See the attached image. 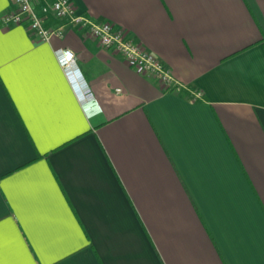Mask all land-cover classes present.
I'll return each instance as SVG.
<instances>
[{"label": "crops", "instance_id": "1", "mask_svg": "<svg viewBox=\"0 0 264 264\" xmlns=\"http://www.w3.org/2000/svg\"><path fill=\"white\" fill-rule=\"evenodd\" d=\"M70 2L179 89L52 13L50 42L4 25L0 0V264H264V0Z\"/></svg>", "mask_w": 264, "mask_h": 264}, {"label": "built area", "instance_id": "2", "mask_svg": "<svg viewBox=\"0 0 264 264\" xmlns=\"http://www.w3.org/2000/svg\"><path fill=\"white\" fill-rule=\"evenodd\" d=\"M14 1L17 11L3 18L4 25H20L26 22L36 39L41 42H50L53 37L61 34L60 31L47 25V17L52 13L58 19L81 28L84 35L96 39L101 48L121 56L125 64L137 74L154 79L166 91L179 89V85L162 62L138 47L123 31L116 30L109 24H95L85 15L78 13L70 0H52L50 4H41V0ZM54 54L65 76L71 79L72 72L76 71L73 53L67 49H58L54 51ZM72 88L81 105L93 99L86 84L72 83Z\"/></svg>", "mask_w": 264, "mask_h": 264}]
</instances>
